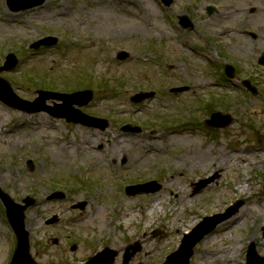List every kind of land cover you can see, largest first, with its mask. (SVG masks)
I'll return each mask as SVG.
<instances>
[{
	"label": "rangeland",
	"instance_id": "1",
	"mask_svg": "<svg viewBox=\"0 0 264 264\" xmlns=\"http://www.w3.org/2000/svg\"><path fill=\"white\" fill-rule=\"evenodd\" d=\"M159 1L47 0L14 12L0 0V66L8 53L19 59L15 70L0 76L15 93L33 100L40 88H92L95 97L83 110L111 122L106 130L88 128L0 100V189L19 202L27 195L36 198L38 205L26 214L32 254L41 264H82L110 243L120 251L114 264H121L120 246L134 239L142 248L129 264H163L205 216L237 204L229 218L209 220L215 226L197 244L190 263L247 264L253 242L264 256V67L259 63L264 0H239L237 8L257 5L256 13L232 11L223 2L220 13L211 15L205 12L212 5L208 0H202L200 12L191 10L193 2L177 0L167 7ZM176 14L189 15L196 27L183 30ZM247 19L260 34L257 40L242 32ZM223 23L229 31L219 39ZM51 35L58 44L32 47ZM118 46L130 52L125 60L117 58ZM223 49L239 59V66ZM227 63L238 66L233 82L220 80ZM244 77L260 87V95L246 90L239 81ZM184 85L191 88L170 91ZM142 88L156 95L132 102ZM201 95L209 105L199 101ZM209 110L229 113L234 122L226 128L196 127ZM135 121L145 123L141 133L120 129ZM174 125L184 135L167 138ZM199 155L200 161H187ZM213 176L194 193V182ZM150 179L162 184L159 192L126 194L127 185ZM60 183L72 189L70 199L47 201L49 188ZM155 199L164 211L146 220ZM84 200L86 210L73 209ZM0 207L5 210L1 199ZM136 211L137 219L126 222L124 216ZM52 214L63 221L45 225ZM2 216L0 208V264H10L16 237ZM58 234L62 241L54 244Z\"/></svg>",
	"mask_w": 264,
	"mask_h": 264
},
{
	"label": "water",
	"instance_id": "2",
	"mask_svg": "<svg viewBox=\"0 0 264 264\" xmlns=\"http://www.w3.org/2000/svg\"><path fill=\"white\" fill-rule=\"evenodd\" d=\"M9 6L12 9H20V8H27L39 3H42L45 0H24L22 4H18V0H7ZM167 3H170L171 0H165ZM16 3V4H15ZM50 41V42H48ZM56 41V39H51V38H46L43 39L39 42H37L35 45L39 46L41 44H50V43H54ZM17 63V60L15 58L14 55H9L8 57V61L6 62L5 66L1 67L2 70L4 69H12L15 67ZM0 83H2V85L4 86V92L0 89V96L2 98H4L6 101H8L9 103H12L7 97L6 95H9L10 92H12L10 84L3 80L0 79ZM59 98L61 100L64 101V105H65V110L61 111V112H55L57 116H66L68 118L69 121L73 120L75 122H81L87 125H100L98 124V119L90 117L84 113H82L81 111L76 110L75 113H78V115H74L71 111H70V107H72L73 104H78L80 106H83L85 104H87L91 99H92V91L88 90V91H80V92H76L73 94H52L50 92H42L40 97L35 101L36 104L38 102H42L45 99L48 98ZM19 107L25 109V110H29V111H39L42 109L41 106H37V107H32V108H28L26 105H19ZM218 117H220V115H213L212 119L209 120V123L212 125H217V126H226L229 123H231V118L226 117L224 121H221ZM102 128H105V124L101 125ZM211 179H207L202 181L201 183L198 184V189L200 190L202 187L206 186ZM158 188H155L157 187ZM143 188L146 189V191H149V188H152V191H157L159 189V185H157L156 182H152V183H148L146 185L143 186ZM8 203V202H7ZM9 204V210H10V216L12 219V208L14 209V220L12 219V223L13 226L16 230V233L19 237V245L18 248L15 252L14 258H13V262L12 264H35V262L32 260L30 253H29V242H28V237H29V233L25 230V224H24V215H23V210L24 208H26V206L22 207V206H13L11 202L8 203ZM28 205V204H27ZM240 205L237 204V206L231 207L228 210V213L225 214L223 217H227L230 214L234 213L238 207ZM19 210V212H18ZM211 218H207L206 220H209ZM214 227V225L212 226V224L208 223V222H203L201 223L197 228L194 229V231L187 235L185 237V239L183 240V244L181 246V248L175 252L174 254H172L169 257V264H189V258L193 253V247L195 246V244L204 236L205 233H207L209 230H211ZM108 251H105L104 253L100 254V256L104 255L105 253H107ZM96 257L90 264H94V261H97L99 259V257ZM114 258V255L111 256V259ZM248 263L249 264H264V257H260L256 251V245L252 244L249 248L248 251ZM127 259H129V256L126 257V262Z\"/></svg>",
	"mask_w": 264,
	"mask_h": 264
},
{
	"label": "bare ground",
	"instance_id": "3",
	"mask_svg": "<svg viewBox=\"0 0 264 264\" xmlns=\"http://www.w3.org/2000/svg\"><path fill=\"white\" fill-rule=\"evenodd\" d=\"M149 11H150V9H148ZM147 10V11H148ZM202 157H203V155H199V156H194V157H192L191 158V160H187L188 162H191V163H195V162H197V161H200L201 159H202ZM244 186H242L241 185V188H243ZM153 203H155L154 205H153V207L150 209V213H149V217L147 218L146 217V220H151L152 219V217L153 216H155V214L157 213V212H163L164 211V208H159L158 206H157V200L155 199L154 200V202ZM139 209V208H138ZM140 210V209H139ZM139 215V211H136V212H129V213H127L126 214V216H124V218H125V221L126 222H128V223H131L133 220H136L137 219V216ZM120 221L121 220H119V222L118 223H120Z\"/></svg>",
	"mask_w": 264,
	"mask_h": 264
},
{
	"label": "flooded vegetation",
	"instance_id": "4",
	"mask_svg": "<svg viewBox=\"0 0 264 264\" xmlns=\"http://www.w3.org/2000/svg\"><path fill=\"white\" fill-rule=\"evenodd\" d=\"M186 2H188V3H191V2H196L197 4H199V3H201L202 2V0H185ZM215 1H219V2H221V1H225V0H215ZM227 2H229V4L230 5H232V6H237V4L239 3V0H228ZM187 5V4H186ZM188 6H189V4L187 5V7H186V9H188ZM192 7V6H191ZM209 9H211L212 10V13L214 12V11H216L217 12V10L215 9V8H207V11H209ZM241 9H246L245 7H241ZM191 10H193V7H192V9ZM237 10H239V9H237ZM256 11L257 10H255L254 12H252V13H256ZM244 25L245 26H248V27H252L253 26V22H252V20H250V19H247L245 22H244ZM248 29V28H247ZM246 29V30H247ZM250 29V28H249ZM246 33V36L248 37L249 35L247 34L248 33V31H245ZM219 35H221V36H224L225 35V33H224V31H220L219 32Z\"/></svg>",
	"mask_w": 264,
	"mask_h": 264
}]
</instances>
